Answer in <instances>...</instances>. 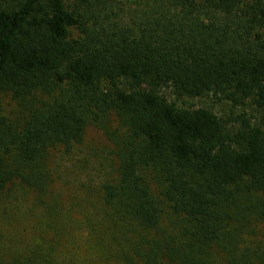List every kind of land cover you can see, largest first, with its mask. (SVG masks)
Listing matches in <instances>:
<instances>
[{"label": "trees", "instance_id": "1", "mask_svg": "<svg viewBox=\"0 0 264 264\" xmlns=\"http://www.w3.org/2000/svg\"><path fill=\"white\" fill-rule=\"evenodd\" d=\"M3 94L0 196L52 241L0 264H264V0H0ZM89 127L102 178L66 207L48 162Z\"/></svg>", "mask_w": 264, "mask_h": 264}, {"label": "rangeland", "instance_id": "2", "mask_svg": "<svg viewBox=\"0 0 264 264\" xmlns=\"http://www.w3.org/2000/svg\"><path fill=\"white\" fill-rule=\"evenodd\" d=\"M163 93L169 100H174L181 106L198 107L208 105L218 113L228 110V105L224 103L211 104L208 98L176 99L170 89H164ZM0 105L1 116L11 120L17 115L19 108L9 94L0 96ZM18 116H20V113ZM106 146L108 144L102 132L94 127H89L85 132L83 143L77 146L68 156H63V153L58 152V155L54 154L55 156L49 160L48 166L53 175L52 186L61 195L64 206L67 207L73 204L78 197L81 198V201L85 198L87 189L82 185L86 186L92 183L98 186L100 184L102 174L88 175V171H93L90 167L97 164L95 156H103L107 150ZM82 157H89L91 161L86 170H83L79 163L83 160ZM10 188L11 191L3 190L4 192L0 196V256L6 251L15 249L16 246L21 247L25 243L39 241L41 236H44L46 242L52 241L51 232L46 234L47 231L43 229L40 222L41 209L34 203L33 195H24L19 190L16 191L14 188ZM82 204L84 205V203ZM41 227L42 232H40ZM18 238L20 240H17ZM93 264L101 263L96 261Z\"/></svg>", "mask_w": 264, "mask_h": 264}]
</instances>
